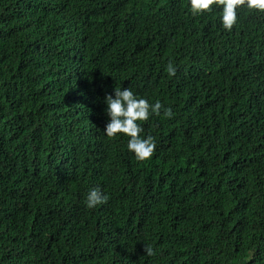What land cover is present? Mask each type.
Wrapping results in <instances>:
<instances>
[{
	"label": "trees",
	"instance_id": "16d2710c",
	"mask_svg": "<svg viewBox=\"0 0 264 264\" xmlns=\"http://www.w3.org/2000/svg\"><path fill=\"white\" fill-rule=\"evenodd\" d=\"M237 14L0 0V264H264V13ZM116 87L174 113L145 162L105 135Z\"/></svg>",
	"mask_w": 264,
	"mask_h": 264
},
{
	"label": "clouds",
	"instance_id": "9594fccd",
	"mask_svg": "<svg viewBox=\"0 0 264 264\" xmlns=\"http://www.w3.org/2000/svg\"><path fill=\"white\" fill-rule=\"evenodd\" d=\"M192 16L211 13L213 8H221V21L223 28L231 32L238 20L237 10L247 8L260 13H264V0H189ZM166 71L169 76L174 77L177 68L169 61ZM106 115L109 121L105 126L104 132L109 139L115 138L119 134L129 137L127 148L133 153L138 162L149 160L155 150L156 141L151 135L143 138L141 133L143 128L140 123L149 120L151 115L163 116L168 119L174 117L170 107H165L160 101L150 104L147 99L137 98L131 88L114 89V94L105 97ZM108 196L99 187L91 188L86 197V206L93 209L98 205L107 203ZM147 256H154L156 253L149 245H144Z\"/></svg>",
	"mask_w": 264,
	"mask_h": 264
}]
</instances>
